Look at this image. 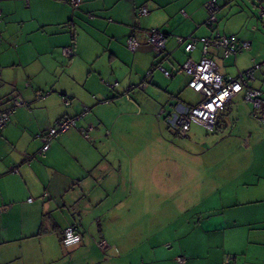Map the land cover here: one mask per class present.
Wrapping results in <instances>:
<instances>
[{"label":"crops","instance_id":"1","mask_svg":"<svg viewBox=\"0 0 264 264\" xmlns=\"http://www.w3.org/2000/svg\"><path fill=\"white\" fill-rule=\"evenodd\" d=\"M207 1L83 0L77 10H72L59 0H0V110L7 108L10 98L17 94L29 105L16 108L0 130V264H131L125 261L119 249L125 248L123 243L135 242L133 221L125 213L126 206L117 202L111 207L104 201L111 197L114 202L116 196L121 195L129 200L126 195L130 196L136 185L138 191L143 195L147 193L150 199L152 179L159 180V186L164 179L158 194L166 197L168 193L161 188L167 191L164 184L172 179L170 186H174L178 194L181 215L190 210L187 206L184 208L185 200L198 196L201 185L198 170L201 160L209 161L208 157L201 158L195 153L184 155L186 150L180 147L175 148L174 156H165L168 146L163 142L164 151L160 154H164V158L150 154L142 157L145 149L131 154L129 164L132 159L146 160L149 164L144 166L147 168L143 172L134 173L130 169L122 170L119 156L111 159L117 162V170L105 167L103 162L90 163L89 160L90 164H85L87 158L93 157L87 155L90 146L78 136L76 128L78 122L84 124L87 118L82 122L81 117L75 128L53 139L44 157L39 156L42 146L39 136L59 118L79 115L83 106L88 108L85 116L92 113L98 127L105 128V136L112 133L108 128H118L121 122L123 125L121 117L129 115L133 108L139 107L147 118L166 125L162 111L167 114L179 103L194 105L181 100L187 91H192L188 87L190 77L180 71V65L188 58L199 61L201 44L197 43L194 51L187 54L177 44L176 36L213 38L219 33L232 37L235 42L250 41L251 49L235 59H223L221 53L214 50H209L208 57L223 76L231 77L250 68L254 58L260 63L256 76L264 77V21L257 17V1L217 0L221 10L215 28L204 24ZM141 6L147 8V16H137ZM253 11L261 21L252 16ZM76 25H79L78 30H75ZM150 29H158L167 36L165 51L158 60L142 38L143 32ZM133 30L141 44L135 52H130L125 43ZM64 47L74 49L72 58L62 54ZM154 61L174 73L172 78L166 79H181L161 89L155 71L146 76ZM92 62H109L108 71L104 66L94 67L93 74L85 80L74 75L76 68L87 67ZM112 66L115 70L119 68L118 71L129 67L130 76L115 75ZM114 82L118 83L114 89L107 86ZM256 82L257 79L251 85L264 91V81L259 87ZM141 84L143 88L138 87ZM130 85H134L132 90L128 89ZM41 90L53 92L48 91V95L36 100L35 93H43ZM131 91H134L132 99ZM61 95L71 98V106L63 104ZM122 95L124 99L119 98ZM98 98L102 105H98ZM236 98L245 101L243 93L233 99ZM251 108L257 112L252 104ZM247 135L252 137L251 132ZM255 136L262 144V157L255 159L250 154L239 160L230 157L233 165L222 167L223 182L217 183L214 176L202 177L208 181L202 191L207 214L197 220L183 217L182 222L176 224L177 229L173 230L176 242L183 243L184 232L190 234L186 240L191 245L180 244L178 248L186 259L185 264H223L227 257L231 258V264H264V128H260L258 136L255 129ZM243 145L249 146L247 141ZM28 158H32L29 164ZM211 163L229 162L223 159ZM14 165L18 166V171L13 174L10 167ZM160 165L164 170L159 173L156 168ZM135 178L147 179L148 185L133 183ZM167 222L160 225L154 235L149 232L150 238L145 241L151 242L161 235ZM69 226L77 228L81 242L66 247L61 243V234ZM142 234L140 232L139 237ZM99 239L111 247L106 255L94 244L93 240ZM204 246L208 255L202 256L198 250ZM178 256L182 255L176 254L174 259ZM104 257L111 260H103ZM175 264H178L176 260Z\"/></svg>","mask_w":264,"mask_h":264},{"label":"rangeland","instance_id":"2","mask_svg":"<svg viewBox=\"0 0 264 264\" xmlns=\"http://www.w3.org/2000/svg\"><path fill=\"white\" fill-rule=\"evenodd\" d=\"M69 10L71 12V9ZM253 15L255 18V11H253L252 16ZM252 16H249L250 20H254ZM262 21H264V19H262ZM78 26L79 25H76L75 30H78ZM129 56L132 57V54L129 53ZM224 62L226 65L229 64L228 60H224ZM108 64L109 62H92V64H90L89 66L86 65L87 67L76 68V72L74 75H76L80 79L85 80L87 77H89V75L93 74L92 71L94 67L99 68V66H104V68L108 71ZM115 68L119 70V68ZM112 69L117 76H130L129 67L122 68L120 69V71H118L114 69V66H112ZM154 74L155 76H159L160 81L158 82V86L163 90L167 89L169 84L173 82L177 83L181 79L180 77H177L174 80L166 79L159 71H155ZM256 77L257 82L255 84L259 87L260 83L264 81V77H260V75ZM150 83L151 81H149V87L151 85ZM41 91H43V93H46L48 91L53 92L52 90ZM133 92L134 91H131L129 93L130 99H132ZM262 93H264V91H262ZM119 98L124 99L125 97L124 95H122ZM181 100L185 101V103L190 101L191 103H194V105H196L201 101V96L197 92L187 91L185 93V97L181 98ZM98 101V105H102L101 103L103 102L100 100V98H98ZM139 109V107L133 108L129 112V115L126 114V116H122L121 118H123L124 120L123 125L121 124V122L119 123L118 128L115 127L113 130L108 128L110 131H112L111 135L104 136L105 128L100 129L98 127V124L95 121V116L92 113H89L88 117H82V122L84 121V118L87 119L84 124L78 122V126L76 129L78 130V136L82 138V140L87 142V144H89L90 146V151L87 150V155L93 157H86L87 163L85 164H90L91 162L95 163L96 161L103 162V165L105 167H112L113 170H117V162H113L111 161V159L119 156L120 160L123 162V171L127 172V170L130 169L133 170L134 173H141L145 168L144 166L148 167L149 164L146 160L143 161L132 159L131 164L132 162L134 163L133 166H131V164L128 163L129 158L132 156L131 154H137L140 150L145 149V151L142 153V157L148 156L150 154L152 157L156 156L158 158L162 156L161 158H164V154H160L162 150L164 151V143L166 144V146H168L165 151V156H174V152H176L174 151L176 150L175 148L180 147L183 149V151L186 150L183 153L180 152L184 155H187L186 153H195L200 155L201 158H209V161H204V159L201 160L200 168L198 170L201 176V185L198 196L195 198V196L193 195L186 198L184 208H186L187 206V208L190 210L183 211L182 215L177 205V201L179 200L178 194H175L176 189L174 188V186H170L172 179H169L166 185L164 184V186L167 187V191L161 188L162 191L168 193L167 197L158 194L160 192L159 187H163L164 179H161L160 186L158 185L159 180H157L156 182L154 179H152L149 183L152 189L151 192L153 193L150 196V199L147 193L143 195V193H141L142 191H138L136 185V189L132 188L134 189L133 193L130 196H128V194L126 195V197H130L129 200H126V198L123 199L121 195L119 197L116 196L114 202H111V197L108 199V201H104L106 205L109 204L111 207H113V205H115L117 202L122 207L126 206L127 210L125 213H128L133 221L136 240L135 242L131 243H123L125 248L119 249V252L123 255L127 263L149 264L152 260L153 264H175V255L179 254L183 256V254L178 251L179 245L182 244L183 247L191 245L188 244L190 243V241L186 240V238H188V236L190 235L189 231H186V233L184 232L182 236L183 243H179L178 241L176 242V235H174L173 233V230L175 228L177 229L176 224L178 225L180 222H182L183 217L197 220V218H201L207 214V207L202 202V199L205 197L202 191L208 181L202 179V177L214 176L216 177L217 183H220L225 179L224 174L222 173L224 172L222 167L224 166L225 168H228L233 165L232 163H230V161H232L230 157H236L239 160V158H246L250 154L252 155V158L260 159V157H262V144L257 142L258 139L255 136V129L256 135L258 136V134L260 133V128H264V121H261L259 119L258 111H252L250 103L240 101L236 98L233 99L230 104L226 105L225 108L218 113L216 119L218 128L215 127L214 131H209L200 125L192 124L188 136L186 138H179L176 137L174 135V132L171 129L167 128L163 122L158 123L150 120L149 118H147L145 112H141V110ZM237 109L238 112H236ZM250 123L253 124L252 128L251 125H249ZM89 126L93 127V130L90 132V136L93 137L94 140L93 143L84 139L81 136L79 130L81 128L87 129ZM232 129H234L233 135L231 134ZM247 132H251L252 137H249L247 135ZM159 141L162 144H160ZM244 141H247L249 145L248 147H245L243 145ZM81 147L83 148L82 144ZM223 159L229 163H224L225 165L215 164L216 166L214 165V163H211V161L218 162ZM163 170L164 169L162 165L156 168V171L159 173ZM140 182H145V184L148 185L147 179L143 180L135 178L133 180V183L135 184H139ZM187 203H190V205H188ZM170 220L172 222H170ZM167 221L169 222V224L166 228L162 227V229H164V232L161 235L157 236L151 242L145 241L147 237L150 238L149 232L150 234L154 235V233L159 229L160 225H163V223ZM243 228L246 229V227ZM145 231H148V234L144 233ZM140 232L143 234L139 237ZM165 242H168V244L166 245ZM206 248L207 246H204L198 250L200 251V254L202 256L208 255ZM106 259L109 261L111 260L108 257H104L103 260Z\"/></svg>","mask_w":264,"mask_h":264},{"label":"built area","instance_id":"3","mask_svg":"<svg viewBox=\"0 0 264 264\" xmlns=\"http://www.w3.org/2000/svg\"><path fill=\"white\" fill-rule=\"evenodd\" d=\"M67 4L71 9L77 10L82 4L83 0H59ZM256 14L259 19H264V0H256ZM204 10L206 18L204 24L209 28H215L218 13L220 11V5L217 0H208L204 4ZM149 14L145 6H141L137 10V16L143 17ZM0 22H1V9H0ZM70 27V24H68ZM143 41L150 48L154 59L158 60L162 58L165 51L167 36L165 33L158 29L146 30L142 34ZM140 38L136 34V31H132L126 40V48L130 52H135L140 47ZM175 40L178 45L183 47L185 53H191L194 51L197 43L201 44L202 57L199 61H194L190 58L186 59L180 65V71L187 74L190 77L188 87L200 94L201 101L196 105H184L176 104L172 109L165 114L164 111L161 114L165 115L164 121L169 129H171L178 137H185L192 124L200 125L209 131H213L216 124V118L219 111L224 107L226 103L232 100L235 96L243 93V98L246 102L252 104L259 113V119L264 121V93L251 86V82L256 79V71L260 67V63L255 62L252 58V66L244 72H239L235 77L223 76L216 63L208 57L209 50L219 51L223 59H235L239 54L251 49V42L244 40L241 42H235L232 37L221 35L216 33L213 38L207 37H187L183 38L176 36ZM0 41H1V29H0ZM62 54L67 58H72L75 54L72 47L62 48ZM154 71H159L165 78H172L174 73L166 70L160 63L154 61L151 64L150 69L147 71L146 76L149 77ZM118 85L117 82L107 84L111 89H114ZM143 88V84L138 86ZM134 85L128 87L132 90ZM49 92L35 93V99H41L48 95ZM61 101L65 106H71V98L66 95H61ZM128 97V96H126ZM28 108L26 103L18 94L12 96L9 100L7 108L0 110V130L3 129L8 123L11 114L16 108ZM88 113V108H82V112L74 117H63L55 121L54 125L49 128L45 133L39 136L42 146L39 150V156L44 157L45 153L49 149L50 143L53 139L60 137L62 134L68 132L70 129L75 128L77 122L81 117ZM92 127H88L86 130H80L81 136L93 143L94 140L90 136L89 132ZM32 158L27 159V163L31 162ZM18 166L14 165L10 167L11 173H16ZM31 201V199L29 200ZM96 248L100 250L104 255L110 250L109 244L103 240H93ZM81 242V234L77 231L75 226H69L65 228L61 234V243L70 247ZM178 264H185L186 259L183 256L176 257ZM223 264H231V258L227 257Z\"/></svg>","mask_w":264,"mask_h":264},{"label":"trees","instance_id":"4","mask_svg":"<svg viewBox=\"0 0 264 264\" xmlns=\"http://www.w3.org/2000/svg\"><path fill=\"white\" fill-rule=\"evenodd\" d=\"M220 10H221V8H220ZM1 16H2V15H1ZM217 21H218V20H217ZM153 63H154V62H153ZM153 63H152V64H153ZM217 116H218V114H217ZM59 119H60V118H59ZM216 119H217V118H216ZM216 125H217V121H216L215 127H216ZM214 129H215V128H214ZM213 131H214V130H213Z\"/></svg>","mask_w":264,"mask_h":264},{"label":"bare ground","instance_id":"5","mask_svg":"<svg viewBox=\"0 0 264 264\" xmlns=\"http://www.w3.org/2000/svg\"><path fill=\"white\" fill-rule=\"evenodd\" d=\"M1 15H2V12H1Z\"/></svg>","mask_w":264,"mask_h":264}]
</instances>
